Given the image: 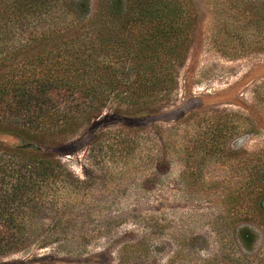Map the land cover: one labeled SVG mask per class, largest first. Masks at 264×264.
<instances>
[{"label": "trees", "instance_id": "trees-1", "mask_svg": "<svg viewBox=\"0 0 264 264\" xmlns=\"http://www.w3.org/2000/svg\"><path fill=\"white\" fill-rule=\"evenodd\" d=\"M95 1L0 0V135L16 139H0V257L68 238L88 242V233L74 227L90 215L88 205L75 207L90 197L89 173L80 179L52 150L107 109L156 115L178 88L200 15L192 0H98L94 7ZM245 6L249 27L264 31V0ZM253 92L264 103V84ZM190 121L203 128L196 138L204 163L224 151L241 124L236 112L217 109L191 111L179 124ZM165 131L106 130L87 150L110 163L131 149L134 136L150 132L164 163Z\"/></svg>", "mask_w": 264, "mask_h": 264}, {"label": "rangeland", "instance_id": "rangeland-1", "mask_svg": "<svg viewBox=\"0 0 264 264\" xmlns=\"http://www.w3.org/2000/svg\"><path fill=\"white\" fill-rule=\"evenodd\" d=\"M246 1L192 0L199 19L178 88L159 113L107 109L52 150L80 179L89 173L90 197L75 207L88 205L90 215L73 226L88 242L68 238L1 256L0 264H264V103L253 92L264 84V31L249 27ZM200 109L232 110L241 120L224 151L206 155L205 163L196 138L203 128L179 124ZM155 125L166 130L164 163L150 132L134 136L131 149L110 163L87 150L106 130Z\"/></svg>", "mask_w": 264, "mask_h": 264}]
</instances>
